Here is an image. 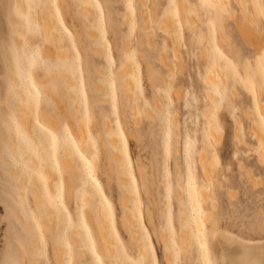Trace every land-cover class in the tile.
I'll return each instance as SVG.
<instances>
[{
    "label": "rangeland",
    "instance_id": "obj_1",
    "mask_svg": "<svg viewBox=\"0 0 264 264\" xmlns=\"http://www.w3.org/2000/svg\"><path fill=\"white\" fill-rule=\"evenodd\" d=\"M186 1L187 7L183 6L182 0H100L99 8L91 6L95 17L90 24L97 30V38L92 41H98L100 38L97 44L103 49V57L95 58V61L106 74L105 76L98 73L94 75L97 78L99 76L98 81L106 84L110 91V97L104 103L94 104V93L88 86L90 70L88 58L93 57V54L90 51L91 48H88L89 38L86 37V33H83L84 27H81L83 23L79 17H82V13L80 15L77 12L79 16L76 14L77 1L48 0L51 7L50 14L62 37L67 61L79 68L78 75H84L82 79H78L83 86L76 90L78 97L76 108L85 121L86 141L81 143L78 139L71 137L70 134L74 135L72 123L74 118L58 91L45 92L43 87L35 82L39 94L33 105L31 133L17 125L19 143L30 153L29 157L24 159L18 152V158H16L8 151L11 155L9 160L11 166L20 169L28 180L24 186L18 187L16 181L5 175L0 168V259L11 256L21 264L28 263L25 247L19 239L25 234L16 218L6 216L5 201L15 204L22 218L31 222L41 243L38 260L44 261L45 264L53 262V239L47 224L53 227L58 240L61 241L66 264H76L73 256L74 235H79L83 239L87 256L93 257L92 243L85 229L79 227L69 231V234L65 236V232L68 231L67 224L60 219L56 209L47 206L50 211L40 218L39 208L33 202L29 190V180L32 175L40 180L42 189L43 182L40 177L41 175L44 177L47 181L48 195L53 197L56 195V186L59 182L62 185L63 205L67 209V214L72 217L73 224H77L76 191L83 189L80 196L82 200L92 197L89 191L90 178L82 171L83 160L80 158L83 154L92 161L96 159L95 175L99 178L113 206L114 226L119 231L116 234L115 244L121 252L118 256L122 264L139 259L141 256L147 264L145 241L151 249L155 264H200L201 243L197 240L194 228L189 229L186 239H183L182 232L184 226L187 228L192 223L196 208L202 215L208 212L211 214L212 219L204 222L205 233L213 223H217L245 238H264V229L260 225V216L264 213V161L259 159L258 151L255 150L258 142L251 135L253 123L257 122L253 125L256 129L259 121L257 118L264 115L262 110L264 102L261 101L258 88V81L262 78L258 61L264 53V16L260 14L258 8L253 6L260 3V0H243L248 4L246 9H241L239 6L242 0H227L228 11L202 7L205 0ZM214 1L207 0L209 4H214ZM222 1L225 3V0ZM25 2L34 12L33 18L28 14L20 13L16 0H0V43L11 53L16 66L21 60H29L37 76L41 77L45 71L49 70L50 65L46 63L43 53L46 40L41 30L39 0H25ZM6 3L10 4L15 16L23 21L24 30L15 31L7 15ZM93 3L92 1L91 5ZM129 4L131 8L128 7ZM163 14L172 18L173 35L167 34L161 27L159 19L165 16ZM59 16L63 17L70 33L62 27ZM143 16L148 26L145 30L148 34L150 30L151 35H147L149 37L142 34ZM249 31L253 32L259 40L258 46L254 47L255 44H252L251 40L253 37L245 34ZM14 35L22 40L20 54L13 42ZM148 38L151 45L148 43ZM173 38L178 44L176 55ZM213 49H219L222 56L217 54V58L212 60ZM129 54H134L133 59L128 58ZM126 59H129L132 70L139 77V85L130 97L119 84L116 74ZM212 62L215 69L211 66ZM210 67L214 69H211V73ZM52 68H60L59 62L53 63ZM19 69V83L16 87L29 89L27 72L22 67ZM152 69L154 73H151ZM214 71L220 73L218 80L215 79V81L219 82L223 79L220 81L221 94L226 96L220 108L215 107V120L211 121L215 127L218 126L219 120L222 124V128L219 125L222 129V138L218 143H214L212 139H207L205 136L209 122L206 114L214 108L208 99L211 93L214 95V91L210 92L213 85L208 84L211 80L208 81L209 78L206 75L210 73L213 77ZM74 73L77 77L76 71ZM4 75L5 68L0 51V96L3 97L6 95ZM248 80L251 81V85L256 86L255 95L244 83ZM166 88L168 89L166 111H162L160 98L164 96ZM177 89H180L179 96L176 93ZM208 92L210 94L206 95ZM14 93H18L17 88ZM227 100L229 102L231 100L230 105L226 103ZM167 103H170V108H167ZM1 107L6 110L4 102ZM99 107L104 110L102 115H99ZM253 110L256 121L252 115ZM45 111L55 115L54 121H63V127L67 129L66 136L51 127L43 115ZM166 112L172 114L171 124L165 118ZM233 112L238 117V122L235 121ZM8 115L15 121L9 112ZM218 116L220 119L217 118ZM103 120L109 123V133L117 137V147L122 148L124 143H127L129 147L130 159L123 157V170L125 172L126 165V188H128L130 204L133 205L134 213L142 217L141 222L138 223L137 234L144 248L143 254L135 249L133 254L132 239L122 223V190L105 143ZM37 121L48 130V133L56 136L55 146L41 130ZM0 122H3L1 118ZM236 124L239 129L236 128ZM259 128L257 130L260 132ZM237 132L241 140H238ZM188 135L195 141V145L186 155L183 141ZM202 146L209 159L208 175L203 171L198 160V151ZM74 153H76L75 156ZM0 155L5 156L4 146L1 143ZM57 155L70 159L79 175L78 186L63 169ZM32 158H35L39 164L33 166ZM77 160L80 161V166L76 165ZM240 162L252 171V175L259 180V184L254 186ZM47 163H49L51 177L45 175L42 169V165ZM57 165H59L58 168ZM189 166L192 167L198 193L195 200L189 197L186 191ZM84 181H89L87 186ZM200 188L208 189L210 192L207 199H201ZM69 191L73 192L70 199ZM5 192L13 193L17 200L7 196ZM101 197L98 191L93 200L103 206ZM212 202L216 204V207L212 205ZM45 206L46 197L44 196L42 207L45 208ZM81 211L92 236L95 237L89 216L90 206L83 203ZM148 212L151 214L153 224L148 218ZM34 215L40 220V230L35 226ZM182 215H184L183 219ZM169 228L171 233L168 231ZM160 231L164 232L165 239L161 237ZM172 233H174V243L169 244L168 239ZM95 248L100 253V260H107L108 257L100 252L97 245ZM166 250L171 255L170 260L166 258ZM7 251L10 255H6Z\"/></svg>",
    "mask_w": 264,
    "mask_h": 264
},
{
    "label": "bare ground",
    "instance_id": "obj_2",
    "mask_svg": "<svg viewBox=\"0 0 264 264\" xmlns=\"http://www.w3.org/2000/svg\"><path fill=\"white\" fill-rule=\"evenodd\" d=\"M76 1H77V8H75V10L77 9L76 14L79 16V14L81 15L82 13V17H79L82 20L80 19L79 20L82 21L83 23V26L81 25V27L82 28L84 27L85 31L83 33H86V37L89 38L90 46H88V48H91V50L90 49L89 50L93 54L92 55L93 57L90 58L89 56L88 58V63L90 66V70L88 74L89 90L94 93V98H93L94 104H98L99 102L104 103L110 97V91L108 90V87L106 84H102L101 82L98 81V78L100 77L98 76L97 78V76L94 75L96 73L102 76L106 75L104 70H102L98 66V64H96V61H95L96 59H101L103 57V49L102 47H100L99 44H97V41H92L97 38V30L90 24L91 20L95 17L93 8L91 7V2L93 1L95 4H98V5H100L101 2L100 0H76ZM216 1L217 0H215L214 2L216 3ZM226 2L228 1L225 0V4H227ZM16 4L18 6L20 13L28 14L30 15L31 18H33L32 16H34L33 15L34 12L30 8L27 7L25 0H16ZM182 4L184 7H187L186 0H182ZM6 7H7V15L9 16V20L14 25L15 31H18L21 29L24 30L25 27L22 26L23 21L17 16H15V14L13 13L11 9L10 4H8ZM50 12H51V7H50L48 0H39V16L41 20V30L46 40V44L43 45V53H44V56L46 57V63L50 65L49 70L45 71L43 76L41 77L37 76L29 60L27 61L21 60L20 62H18V66H16L13 62L11 53L8 51L6 47H4L3 44L0 43L1 60L5 68V75L3 77L6 82L5 83L6 95L4 97L2 95L0 96V118L3 121L5 120L7 121V127L0 128V143L3 146L5 145V143H7L8 151L11 152L16 158H18V155H17L18 152L22 154L24 159L29 157L28 155L30 154L19 143L18 136H17V125L19 128H22L24 131L31 133L32 125H33V122H32L33 105L36 102L35 99L37 95L39 94L37 87L35 86V82L38 85L42 86L45 92L49 93L50 90L58 91V94L66 102L68 111L74 118V122H72L73 129H74V135L70 134L71 137L74 139H78L81 143H84L86 141V138H85L86 131L84 127L85 121L80 117L79 111L76 108V106L78 105V97L76 95V90L78 91V89L82 88L83 86V83L78 79H82L84 75L83 74L78 75V73L80 72L79 68L71 65V63L70 64L68 63L61 34L59 33V30ZM164 15L165 14H163V16ZM145 16L142 17L143 23L141 24V29H142V34H145L147 36L151 34H150V30H148L149 34L146 32V30L148 29L147 28L148 26L145 23L146 22ZM59 19H60L61 25L64 28V30L70 33L71 31L69 27L65 24L63 17L59 16ZM159 21L162 24L161 27L167 32V34L169 35L174 34V26H173L171 16L165 15L162 19H159ZM245 34L253 37L251 40H252V44H255L254 47L258 46L259 40L255 37L253 32L249 31V32H246ZM147 40H148L149 45H151V43L149 42L150 41L149 38ZM173 41H174V46H175L174 52L176 55L178 52V44L175 38H173ZM13 42H14L16 49L18 50V54H20L21 52L20 45H21L22 40L19 37L14 35ZM124 46H126L125 42H124ZM56 61L59 62L60 68L53 69L52 65L53 63H56ZM131 65L132 64L129 61V59H126L122 63L121 67L116 73L119 79V84L122 85L128 97H130L135 92L136 86L139 85V77L132 70ZM213 65H214V62L211 63L212 67H214ZM20 67L24 68V70L27 72L28 82H29L28 85L30 87L29 89L20 88L18 86L16 87V85L19 83L18 69ZM212 67H210V73H211V69H213ZM153 69L151 70V73L155 72L153 71ZM75 71H76L77 77L75 76V73H74ZM210 73H208L210 76L209 75H206V76L207 78H209L207 79L208 81L211 80V82H208V84L213 85V87H211L212 89L210 88V90H212L210 92L214 91V95H215V89H219L220 92L222 91V89L220 88L221 87L220 81H222L223 79H221L219 82L215 81V79L218 80V75H220V73L216 71L217 73L216 74L214 71V76L217 75L214 79H211L214 76L212 75L213 77H211ZM15 88H17L18 90L17 94L14 93ZM179 90L178 89L176 90V93L178 94V96L181 94V93L179 94ZM210 92L206 93V95H209ZM211 94L212 95L208 96V99L209 101H211L210 103L214 105L216 102L219 101V97L216 95L214 96L213 93ZM2 102L5 103L6 110L1 107ZM228 102L226 103L230 105L231 100L229 103ZM59 103L61 105V102ZM156 103L158 106L160 105L157 99H156ZM221 105L222 103H220L219 107H216V108H220ZM99 110H100L99 115H102L104 113L103 108L99 107ZM8 112L10 115L13 116L15 121L9 118ZM233 113H234L233 114V117H234L235 112ZM43 115L47 119L50 125H52L53 122H56L53 120L55 118V115L52 112L49 113L45 111L43 112ZM248 116L249 114L247 113V117ZM235 117H236L234 118L235 121L237 120L238 122V119H237L238 117L237 116ZM217 118L220 119L219 116ZM257 119L255 118V121ZM250 124H251V121H250ZM255 124L253 123V125ZM219 125L220 127L222 125L220 120L218 121L217 127H215L213 123L209 120L207 130L205 132L206 138L212 139L214 143H218L222 138V129H221L222 127L220 128ZM253 125L251 128V135L254 137V140L258 142V146H256L257 148L255 150L258 151L259 159L264 161V153H262L261 151V144H262L261 137L263 133L261 132V129L259 128V124L257 125L256 129L253 128ZM236 128L239 129L237 124H236ZM258 128L260 129V132L262 134L259 132V130H257ZM102 129L106 135L105 143H106V146L108 147L110 159L114 163L115 169L117 171L118 184L122 190V193H121V203H122V210H123V213H122L123 222L122 223L124 227H126V229L129 231L130 237L132 239L131 242H133L132 246L134 245V249L137 250L138 253L143 254L144 248L137 234L138 223L139 221L141 222L142 217L140 218L139 215L134 213L133 205L130 204L129 192H128V188H126L127 187L126 186V183H127L126 173L123 170V161H122L123 157L130 159L129 147L127 146V143H124V146L122 148L117 147V137L109 133L110 126L107 120H103ZM237 138L238 140H241L238 132H237ZM194 145H195V141L188 135L183 141L184 152L186 155H188V153L191 150V147H193ZM203 148L204 146H202L201 149L198 151V160H199V164L202 167L203 171L206 173V175H208L209 159L206 153L204 152ZM82 157L84 158V160H87L88 163H90L92 166V170L95 176V182L99 186V192L101 193V196L103 198L104 207L101 204L94 201L91 196H89V197H86L84 200L80 198L79 202L78 200L76 201V210L78 209V207L81 209L83 203H86L90 206L91 213L89 214V216H90V221L92 223L95 237L92 236V232L89 226L86 224V221L83 216V222L86 225V229H87L86 232H87L89 241H91L92 245L93 244L97 245L100 252L103 255L108 257L107 261L109 262V264H122L121 259L118 256L121 252L119 251V249L117 248L115 244L116 234H118L119 231L117 230L116 226H114V216H113L114 209L102 188V184L99 178L95 175V168L97 166V161L96 159H94L93 161L90 160L89 157H87L84 154L82 155ZM4 158L5 156L0 155V168L3 170L5 175H7L12 180L16 181V184L18 187L24 186L28 180L26 176L23 175L20 169L12 167L10 161L5 167ZM57 158L59 159L63 169L66 170V172L69 174V176L72 179H74V184L78 186L80 184L79 178H78L79 175L74 165L70 161V159L62 155H57ZM218 159L219 158H217V160ZM31 162L33 166H36L39 164V162L35 158H32ZM240 165L242 167H245L244 164L242 163ZM42 169L45 175H48L49 177H51L49 163L42 165ZM245 169L247 171V175L251 178L254 186L259 184V180L254 178V176L252 175V171L248 170V168L246 167ZM29 190L32 194L33 202L38 206L39 211L40 212L43 211L44 214L46 212H49L50 210L48 209L47 206H45V208L42 207V201L44 199V192H43L40 180L35 175H32L30 177ZM186 191L189 197H191L194 200L197 199L198 193L196 190V182L194 181L191 166H189V170L187 173ZM209 193L210 192H208V189H205V188H200L199 190V195L202 200L207 199L210 195ZM5 194L11 197L13 200H17V197L13 193L5 192ZM212 205L216 207V204L213 202H212ZM108 206H110V208ZM4 208L6 211V216L8 218H12V217L16 218L21 224L25 235L23 237H19V239L21 243L23 244V246L25 247V253L27 255V261H28L27 264H32V262L37 261L39 257L38 250L41 247L40 239L38 235L36 234L31 222L29 220H24L22 218V215L20 214L19 210L16 208L15 204H11L5 201ZM180 208H182V206H180ZM148 218L151 224H153V220L149 212H148ZM181 218L183 219L184 215H182ZM109 219L111 222V232H109L106 228V225L108 224ZM209 219H212L210 212L202 215V213L198 210V208H196L194 215L192 217V223L188 225L187 228L186 226H184L182 229V232H183V239H186L187 235L189 234L188 233L189 229L191 227L194 228L197 240L200 243L203 242L206 245L208 259L212 261V264H243V262H250V264H261V261H264V238H261V237H260L261 239L245 238L233 232L229 228H224V227L219 226L217 223H213L209 227L208 232L205 233L204 232V222H207ZM44 221L47 224L46 220ZM47 227L50 230V233L53 239V259L52 260L56 262L63 261L64 264H66V260H64V248L61 244V241L58 240L57 234L55 230L53 229V227L50 224H47ZM161 237L165 239V235L163 231L161 232ZM73 240L75 243L73 256L75 258L76 264H77V261L81 259H84V260L93 259L91 255L90 257L87 256L84 241L83 239L80 238L79 235H74ZM95 253H96V256L100 257V253L98 252L96 248H95ZM6 255H10L8 251ZM165 255L168 260L171 259V255L169 251L166 250ZM199 258H200V264H203L202 253H200Z\"/></svg>",
    "mask_w": 264,
    "mask_h": 264
},
{
    "label": "snow or ice",
    "instance_id": "obj_3",
    "mask_svg": "<svg viewBox=\"0 0 264 264\" xmlns=\"http://www.w3.org/2000/svg\"><path fill=\"white\" fill-rule=\"evenodd\" d=\"M91 6L99 8V5L95 4V3H93ZM239 6L241 9H246L248 7V4L243 2V0H242V2L240 3ZM253 6L258 8L260 14L262 16H264V0H260V3L254 4ZM128 7L131 8V4H129ZM202 7H206V8L207 7H214V8L219 9L220 11H228L229 10V6L225 3H223L222 0H217V2L214 4H209L207 2V0H205V3L202 5ZM97 42L98 43L100 42V38H98ZM105 47H107V45H105ZM217 54H219V56H222V54L219 53V49H213L212 58L213 59L217 58ZM133 57H134V54H129V56H128L129 59H133ZM109 63L111 64V58L110 57H109ZM258 63H259L260 68L262 70V78L258 81V88H259L261 101L264 102V53H262L261 56L259 57ZM244 83L246 86L249 87V90L252 91L253 95H255L256 94V86L251 85L250 80L244 81ZM215 95L219 97V101L214 104L213 110L209 111L206 114V119L210 120L212 122H214V120H215V111H214L215 107H218L219 104L223 103L226 99V96L221 94L219 89H215ZM167 97H168V89L166 88L164 91V96L160 98L162 111H166L165 105H166ZM170 107H171L170 103H167V108H170ZM262 110H264V109H262ZM252 115H253V117H255L254 110L252 112ZM165 118L169 121V124H171V121H172L171 112H166ZM37 124L39 125V121H37ZM258 124H259V127H260L262 133H264V115L260 116ZM5 127H7V121L6 120L3 122H0V128H5ZM39 127L48 136V138H50L53 146H55L56 136L53 135L52 133H48V130L44 129L42 125H39ZM51 127H53L55 129V131L60 133L61 135H65V136L67 135V129L65 127H63V121L53 122ZM17 132L19 133V129H17ZM261 139H262L261 151H262V153H264V135H262ZM90 140H91V138L89 137V142H90ZM4 151H5L4 166L6 167L9 160L11 159V155L8 152L7 143H5V145H4ZM77 153H78V150H77ZM75 155H76V153H74V156ZM80 159L83 160L82 171L84 173H86L88 178H90L91 188L89 189V191L91 192V195L94 199L96 197L98 191H99V186L95 182V176H94L91 164L88 163L87 160H84V158L82 156ZM75 163L77 166H80L79 160L75 161ZM56 167L58 168L59 165H57ZM126 168H127V166L125 165V172H126ZM37 174H39V173H37ZM40 178H41V181L43 182V192H44V196L46 197V206H51V207L55 208L60 219L67 224L68 231L65 232V236H67L69 234V231H72L74 229H78L79 227H83L85 229V231H87L86 225L83 222L82 211L79 207H78L77 213H76L77 224L74 225L73 221H72V217L67 214V209L63 205L62 185L59 182L57 183L56 195H55V197H53V196L48 195L47 181L44 179V177L42 175ZM84 183H85V186H87L89 181H84ZM82 191H83V189L76 191V198H77L78 202L80 200V196H81ZM72 195H73V192L69 191V193H68L69 199L72 197ZM101 199H103V198L101 197ZM108 207L110 208V206H108ZM43 215H44V213H43V211H41L39 213L40 218H43ZM33 221L35 223L36 228L38 230H40V220L37 219L36 215L33 216ZM260 225H261V228L264 229V213H262L260 216ZM106 228L109 232H111L110 219H109L108 224L106 225ZM168 231L171 233L170 228L168 229ZM72 234L74 235L75 232L73 231ZM89 236H90V234H89ZM168 242H169V244L174 243V233H172L169 236ZM40 251L42 254L43 249L41 248ZM145 252L148 255L147 264H155L154 259L151 256V249L147 246L146 241H145ZM92 253H93V259H91V260L81 259V260L77 261V264H109V262L107 260L101 261L99 259V257L96 256L94 244L92 245ZM201 253H202L203 264H212V261H210L208 259L207 247L203 242H201ZM133 254H135L134 248H133ZM0 264H21V262L15 258L11 257V256H6L4 259H0ZM32 264H45V262L42 260H37V261H33ZM52 264H64V262L63 261H60V262L53 261ZM126 264H145V260H144V257L141 256L139 259L127 261ZM243 264H250V262H243ZM261 264H264V261H261Z\"/></svg>",
    "mask_w": 264,
    "mask_h": 264
}]
</instances>
